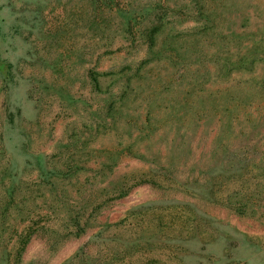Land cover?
<instances>
[{"label": "rangeland", "instance_id": "1", "mask_svg": "<svg viewBox=\"0 0 264 264\" xmlns=\"http://www.w3.org/2000/svg\"><path fill=\"white\" fill-rule=\"evenodd\" d=\"M0 264H264V0H0Z\"/></svg>", "mask_w": 264, "mask_h": 264}, {"label": "trees", "instance_id": "2", "mask_svg": "<svg viewBox=\"0 0 264 264\" xmlns=\"http://www.w3.org/2000/svg\"><path fill=\"white\" fill-rule=\"evenodd\" d=\"M160 25H161L160 23L153 25L150 28L148 34L146 35L147 43L150 47L154 44L155 33L161 28L159 27Z\"/></svg>", "mask_w": 264, "mask_h": 264}]
</instances>
